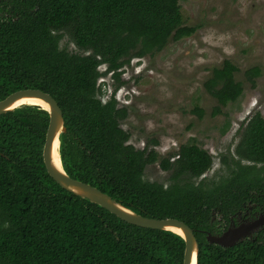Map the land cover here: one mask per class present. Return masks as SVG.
<instances>
[{
	"label": "trees",
	"instance_id": "16d2710c",
	"mask_svg": "<svg viewBox=\"0 0 264 264\" xmlns=\"http://www.w3.org/2000/svg\"><path fill=\"white\" fill-rule=\"evenodd\" d=\"M17 2L18 20L0 25V101L23 89L56 99L67 128L60 149L66 172L144 217L189 225L200 245L198 264H264V232L232 248L207 240L220 216L228 219L248 203L264 207L262 113L242 124L235 158L220 155L227 175L203 177L214 157L193 142L182 145L173 161L161 162L171 171L166 186L145 180L159 155L155 146L139 150L129 144L131 135L121 126L127 109L118 108L115 97L106 104L99 99L101 77L113 73L121 86L122 69L134 58L197 31L186 24L180 0ZM66 35L91 53L62 48ZM238 71L225 60L206 81L218 111L243 95ZM260 76L258 66L246 71L253 84ZM48 126L49 114L39 106L0 116V264H183L185 242L179 235L130 225L51 178L43 160Z\"/></svg>",
	"mask_w": 264,
	"mask_h": 264
},
{
	"label": "rangeland",
	"instance_id": "374dc122",
	"mask_svg": "<svg viewBox=\"0 0 264 264\" xmlns=\"http://www.w3.org/2000/svg\"><path fill=\"white\" fill-rule=\"evenodd\" d=\"M180 6L186 24L197 27L191 37L133 59L123 69L122 86L112 74L100 80L107 91L104 99L116 89L119 107L128 110L121 125L131 134L130 144L141 150L155 146L159 160L147 167L145 180L166 186L171 171L164 170L161 162L173 161L182 145L193 142L214 157L212 170L203 177L227 175L220 155L235 158L242 124L257 111L264 116V0H180ZM61 47L80 55L91 53L67 35ZM225 60L238 66L236 79L244 92L237 102L218 111L219 103L205 83ZM257 66L261 76L253 84L246 71ZM197 108L203 110L202 116L193 112Z\"/></svg>",
	"mask_w": 264,
	"mask_h": 264
},
{
	"label": "water",
	"instance_id": "95a60500",
	"mask_svg": "<svg viewBox=\"0 0 264 264\" xmlns=\"http://www.w3.org/2000/svg\"><path fill=\"white\" fill-rule=\"evenodd\" d=\"M26 100L42 102L44 105L32 106H39L49 114V126L43 148V160L48 174L62 189L106 209L130 225L144 229L173 232L179 235L185 242L183 264H198L200 245L195 231L189 225L173 218L154 219L144 217L99 188L74 179L66 172L62 163L60 149L61 135L66 133L67 128L65 126L63 111L52 95L38 89H23L14 92L0 101V116L14 111L21 106L31 105L21 104ZM57 155L60 162L56 160ZM262 225H264V218L248 225L232 228L222 235L207 233V240L210 244L223 248H232L243 242L247 237H251Z\"/></svg>",
	"mask_w": 264,
	"mask_h": 264
},
{
	"label": "flooded vegetation",
	"instance_id": "af4514ba",
	"mask_svg": "<svg viewBox=\"0 0 264 264\" xmlns=\"http://www.w3.org/2000/svg\"><path fill=\"white\" fill-rule=\"evenodd\" d=\"M17 1L18 0H0V25L8 23L10 21H17L18 20V15L14 11H15V9H21L22 5H19ZM137 59H142V58H137ZM126 66H129V65H126ZM123 69H122V71H123ZM100 70H101V68H100ZM110 74H112V77H113V73H110ZM103 77H105V76H103ZM103 77H101L99 79V82H98V84L102 90V94H100L99 99L101 100V102L103 104H106V103H108V101L111 100L112 97H115V99L118 103V101H119V99H117V92L118 91L116 89L113 91V93H111L108 100L104 99L107 91L104 90L103 85L100 84V80L103 79ZM118 108H125V107H119V104H118ZM129 144H130V141H129ZM139 150H141V149H139ZM263 218H264V207L263 206H260L259 204H256V203L244 204L242 206V208H240L237 212L229 215L228 219L224 218L223 216H220V218L218 219V221H219L218 224L213 229V233H214V235H222L232 228L239 227L242 225H248V224H251L253 222L259 221ZM261 232H264V225L260 226V228L258 229V231L256 233H253L251 237H247L244 241L256 240L258 235Z\"/></svg>",
	"mask_w": 264,
	"mask_h": 264
},
{
	"label": "bare ground",
	"instance_id": "6f19581e",
	"mask_svg": "<svg viewBox=\"0 0 264 264\" xmlns=\"http://www.w3.org/2000/svg\"><path fill=\"white\" fill-rule=\"evenodd\" d=\"M21 104L44 105L42 102L37 101V100H26V101H23ZM56 148L58 149V146H57V145H56ZM56 160H57L58 162H60V159H59L58 155H57V157H56ZM175 231H177V230H175ZM177 232H178V231H177Z\"/></svg>",
	"mask_w": 264,
	"mask_h": 264
}]
</instances>
